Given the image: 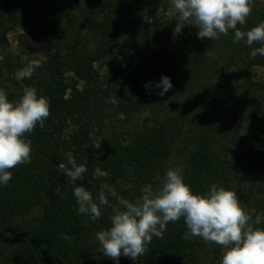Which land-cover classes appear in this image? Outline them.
I'll use <instances>...</instances> for the list:
<instances>
[{"label": "trees", "instance_id": "trees-1", "mask_svg": "<svg viewBox=\"0 0 264 264\" xmlns=\"http://www.w3.org/2000/svg\"><path fill=\"white\" fill-rule=\"evenodd\" d=\"M75 1L74 8L64 0H0L1 23L13 27L34 21L47 37L39 51L46 57L42 66L30 79H13L20 87L35 86L50 102L43 127L37 124L26 133L32 141L29 161L10 169L11 180L0 186V264H101L95 233L111 226L112 208L92 221L75 208L76 199L72 202L62 193L71 184H84L94 198L103 190L110 205L116 204L110 189L135 201L145 185L156 189L162 184L167 162L179 153V167L194 192L216 184L238 190L241 200L247 195L237 188L238 182L250 181L262 166L264 121L248 135L237 122L241 99L247 97L264 110V82H252L250 66L263 64L264 56L243 64L240 55L250 46L244 41L234 44L231 30L215 40H201L191 25L178 33L180 43L169 47L171 34L183 23L175 15L154 20L151 37L140 33L124 39L123 60L114 45L119 27L134 8L131 0H104L102 5L92 0L96 4L89 6ZM261 21L264 8L237 27L246 31ZM148 41L156 46L151 63L144 57ZM124 64L130 67L128 73ZM22 67L18 60L3 68L15 73ZM162 74L173 82L166 98L144 87ZM235 74L242 79L232 80ZM22 95L19 91L11 101ZM147 106L153 122L135 119ZM94 134L101 138L99 145ZM68 153L86 164L84 180L69 183L58 171L56 165L66 161ZM97 167L108 175L94 176ZM186 232L181 217L167 224L162 238L154 236L137 261L121 257L134 264H219V245Z\"/></svg>", "mask_w": 264, "mask_h": 264}, {"label": "clouds", "instance_id": "clouds-1", "mask_svg": "<svg viewBox=\"0 0 264 264\" xmlns=\"http://www.w3.org/2000/svg\"><path fill=\"white\" fill-rule=\"evenodd\" d=\"M252 3L253 0H172L174 14H179L183 22L174 33H180L185 25H193L198 29V39L215 40L231 30L234 44L244 41L252 46L259 42L261 46L254 48L251 56H264V21L246 31L237 27L245 25ZM45 60L43 56L31 60L15 72V79H30ZM144 87L150 94L158 90L157 94L163 97L173 88V82L162 74L156 82H145ZM111 103L116 104V100ZM49 115V99L38 94L35 87L25 86L17 101H11L0 90V186L11 180L10 169L29 161L32 141L26 133H31L37 124L43 127ZM119 118L124 119V114L120 113ZM56 167L69 183L84 180L87 172L86 164L78 163L71 153ZM93 175L103 177L108 172L97 167ZM140 191L141 196L130 201L110 189V194L116 197V204L110 205L103 190L94 198L84 184L73 189L78 211L87 214L92 221L98 220L102 211L111 206V226L96 232L95 239L103 255L113 259L115 264H119L121 255L137 261L152 238H162L167 224L181 217L193 237L223 246L220 264H264V228L249 226V212L241 205L234 189L213 184L206 192H194L181 168L176 166L166 170L158 188L145 185Z\"/></svg>", "mask_w": 264, "mask_h": 264}, {"label": "rangeland", "instance_id": "rangeland-1", "mask_svg": "<svg viewBox=\"0 0 264 264\" xmlns=\"http://www.w3.org/2000/svg\"><path fill=\"white\" fill-rule=\"evenodd\" d=\"M70 1V5L78 7L76 5L75 0H64V3H67ZM81 2H86L89 4H96V1L90 0H79ZM90 1V2H89ZM102 5L104 0H97ZM94 2V3H93ZM131 4H133L134 8H132V12L128 14L126 17V23L121 25L119 27V33L117 36V42L114 45L115 50L118 52V55L123 58H125V50L122 48V42H124V39H131L133 35H140V33L145 34V37L152 36L153 34V22L154 20H165L166 17H174L175 15L178 18L180 22H182L179 18V14H174L175 10L172 5V0H131ZM156 2V5H153ZM98 4V3H97ZM165 4V5H164ZM66 6V5H65ZM252 11L250 15H253L254 12L260 10L261 8H264V0H253L252 3ZM125 7H121L119 9H122ZM100 12V9H97ZM128 10V9H127ZM88 10L83 9L82 12H85L87 14ZM7 15V12H6ZM43 16V14H42ZM35 17L36 18H40ZM80 16V15H79ZM78 16V17H79ZM101 18V16H100ZM147 23V26L144 24ZM193 28H196L195 26L191 25ZM197 29V28H196ZM2 30H5L2 34ZM69 31H72L71 29ZM43 31L41 28H39L38 23H35L34 21L30 22H18L15 26L10 27L7 24H3L0 21V56L3 57V60L0 61V90H3L8 98L12 100V96L17 94L19 91H23V88L27 85H24V87L18 86L14 82L13 76L15 77V73L12 71H9L8 69L3 68L5 65L16 63L18 60L26 66L27 63H29L31 60L37 59L41 56L40 50L43 44H46L47 37L43 36ZM44 38V39H43ZM180 34H175L174 32L171 34L169 47H173L175 45H178L180 43ZM260 43H254L252 46H250L247 51L241 53L240 58L243 64H246V62H249L253 56H251V52L254 48L260 47ZM147 50L144 51V57L149 58L148 62L151 63L152 58V52L155 49V44L152 41H148L146 43ZM217 51V47H216ZM218 50L217 52H219ZM149 52V53H148ZM148 53V54H147ZM151 53V54H150ZM10 54V56H9ZM147 56V57H146ZM151 56V57H150ZM143 57V58H144ZM18 59V60H17ZM29 60V61H27ZM144 60V59H143ZM142 60V61H143ZM223 60V59H222ZM252 60V59H251ZM244 61V62H243ZM99 64V63H98ZM97 64V66H98ZM252 69V75L251 80L255 84H261L264 82V63L261 65H255L251 64ZM233 68V67H232ZM102 72L106 73V68L103 67ZM246 70V68H245ZM46 73L49 72L48 69L45 70ZM123 71L128 73L130 71V67L127 65H123ZM246 73V71H245ZM72 73H67V75H71ZM241 75H233V78L242 79ZM80 82V81H79ZM80 84V83H79ZM35 87V86H34ZM36 88V87H35ZM248 96V95H246ZM167 97V94L164 96V98ZM241 110L238 116V128L240 129L241 133L243 135H248L250 133H254L258 130V128L261 126V124L264 121V110H261L262 108L258 109L256 107V102L251 99L247 98L245 100L241 99ZM263 108H264V102H263ZM148 107V106H147ZM152 108L150 106L147 108V112L149 113L148 116H144L145 113H137L135 116V119L142 120L143 118H148L149 122H153L154 118L152 119ZM185 109V106H184ZM154 116H156L154 114ZM157 115L156 118H158ZM151 120V121H150ZM134 121V119H133ZM93 140L95 144L99 145L101 143L100 136L94 134ZM181 144V143H178ZM239 150V147H238ZM179 154V153H178ZM177 153L170 158V160L166 164V168L169 167H175L180 166L179 158L180 155ZM178 156V157H177ZM177 159L175 160V158ZM262 166L259 169V172L256 174H252V179L248 182H238V189H243L245 191V194L247 195V198L239 200L241 205L244 206L250 215V221L249 226L253 228H264V156L262 157L261 161ZM176 164V165H175ZM251 181H253V185H251ZM95 187H97V182L94 183ZM73 184L71 186H68V189L62 190V193L68 197V200H71L72 202H75L74 199L75 196L73 195ZM236 194L238 196V190L236 191ZM78 209V206L75 207ZM186 236H191L190 231L187 229ZM221 248V252L219 254V264L220 259L222 256L223 246L219 245ZM101 252V255L99 257V261L101 264H115L114 260L108 257H105L103 255L102 249L99 250ZM24 264H27V261L24 262ZM119 264H134L130 261L125 260L123 257H120Z\"/></svg>", "mask_w": 264, "mask_h": 264}]
</instances>
